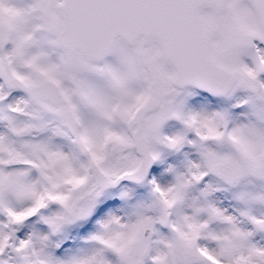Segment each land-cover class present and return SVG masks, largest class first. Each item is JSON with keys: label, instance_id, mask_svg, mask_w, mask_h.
<instances>
[{"label": "snow or ice", "instance_id": "obj_1", "mask_svg": "<svg viewBox=\"0 0 264 264\" xmlns=\"http://www.w3.org/2000/svg\"><path fill=\"white\" fill-rule=\"evenodd\" d=\"M0 264H264V0H0Z\"/></svg>", "mask_w": 264, "mask_h": 264}]
</instances>
